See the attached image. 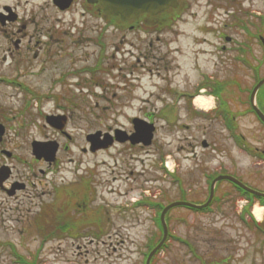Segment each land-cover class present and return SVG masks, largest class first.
I'll list each match as a JSON object with an SVG mask.
<instances>
[{
    "label": "flooded vegetation",
    "instance_id": "obj_1",
    "mask_svg": "<svg viewBox=\"0 0 264 264\" xmlns=\"http://www.w3.org/2000/svg\"><path fill=\"white\" fill-rule=\"evenodd\" d=\"M149 19L153 17L144 14L128 22L93 0H41L39 5H32V0H0V264H51L46 250L62 251L65 239L77 252L81 248L88 252V244L99 243L98 238L135 236L137 230H132L140 222L150 223L146 235L159 232V198L145 202L144 190L138 187L125 191L124 199L106 197L114 189L102 192L103 184L98 190L102 170L85 159L102 152L111 157L113 150L130 151L132 160L141 163L144 154L153 163L162 157L158 128L149 146L136 142L133 135L138 118L156 123L162 119L164 125V117L168 118L164 113L160 116L164 107L144 113L146 108L140 105L137 114L129 116L127 111L134 106V95L142 96L138 91H148L145 69L150 79L156 76L167 82L163 72L169 69L170 59L159 44L163 39L156 36L144 43L128 37L135 30L141 32ZM210 82L218 79L211 76ZM119 92L126 98L117 104ZM99 99L106 104L102 108ZM184 104V123L176 118L179 128L173 124L177 136L173 146L175 154L185 151L184 159L190 160L193 144L186 133L194 128L188 120L194 116L193 121H199L200 145L205 149L202 139L207 138L209 115ZM211 116L219 119L215 113ZM92 135L105 146L92 150ZM181 161L173 165L174 184L184 168ZM182 184L180 180L183 199ZM190 193L205 196L206 186L194 194L189 189ZM195 201L202 203V199ZM195 215L202 214L189 212L177 219L188 223ZM210 247L216 244L210 241ZM220 252L219 258L204 255L205 262L240 264L247 251L241 254L238 247L226 245Z\"/></svg>",
    "mask_w": 264,
    "mask_h": 264
},
{
    "label": "rangeland",
    "instance_id": "obj_2",
    "mask_svg": "<svg viewBox=\"0 0 264 264\" xmlns=\"http://www.w3.org/2000/svg\"><path fill=\"white\" fill-rule=\"evenodd\" d=\"M40 2L41 0H32V5H39ZM246 9L254 10L257 16H264V0H187L180 11L181 18L173 28H167L159 33L163 39L159 44L163 51H167V59L168 57L170 59L169 69H164L163 72L167 75V82L161 83L156 78L159 83L154 85L153 80L146 77L147 69H145L144 89L148 91H138L137 93H141L142 96L135 94L136 99L132 100L134 106H129L127 111L129 116L137 114V107L140 105L146 108L143 110L144 113L152 111L154 107H164V110L160 111V116L164 113L168 118L164 117V125L162 119L157 121L160 127L157 133L159 136L157 148L162 155H170V158L165 157V160L171 161L169 163L171 168L175 161L178 164L179 160H182L184 168L179 169V179L174 184L171 171L165 166V162L160 158L158 162L153 163L144 151V155L140 157V159L143 157V163L139 160L133 161L130 151L119 154L113 150L111 157L105 152L98 153L94 157L88 156L85 159L91 164L97 163L102 170L100 171L102 185L98 190L103 189V184L105 188L102 192H106L108 188L114 189L110 195L105 193L106 197L124 199L125 191L130 192L132 187H138L143 188L144 195L159 198L160 202L167 204L181 195L180 180L183 181L184 191L187 193L192 189L194 194L199 187L205 188L211 174L228 170L229 174L264 191V162H262L264 157L254 158L249 155V151L254 147L264 151V126L258 122L253 113H244L248 107L247 89L254 84L257 72L264 75L263 47L256 37V33H264V27L254 28L250 19L253 11L247 13ZM254 21L256 22L255 19ZM258 22L260 24L263 21L258 20ZM244 23L247 24V29L243 28ZM139 31L140 29L131 32L128 37L140 39L144 43H148L151 37H156ZM226 36H230L232 40L226 42ZM204 38L205 43H203ZM221 44L226 46L225 50L221 49ZM214 45L219 52L216 55H213ZM211 75L219 80L224 79V83L229 85L223 96L228 98L231 107L238 114L237 132L243 134L245 141H241V147L240 142L229 136L224 124L208 120L207 140L211 147L203 149L200 146L203 130L199 121H193L194 116H192L188 122L192 123L194 129L186 133L192 139V158L184 159L185 151L175 154L176 148L173 146V139L177 137L176 130L173 131L175 128L173 124L176 123L173 118L179 116L180 121L184 123L186 114L184 108L186 99L178 97L181 93L189 92V89L197 90L202 81ZM168 84H171L170 87L175 88L178 93L174 92L172 95L173 92L166 88ZM125 96L126 94L119 92L117 101L113 95L111 98L118 104L125 101ZM99 101L101 108L106 105L100 99ZM94 109L102 112V109L97 107ZM167 109L170 113L165 111ZM105 112L109 111L105 110ZM194 152L198 155L196 158L193 156ZM219 186L217 193L221 194L226 202L218 203L220 205L215 206L211 214L191 216L188 223L183 224L182 221L177 220V216L189 212L184 209L172 211L174 214L169 225L171 235L169 245L157 255L155 264H202L199 255L203 257L207 255L208 259L219 258L222 255L220 247L226 245L246 249V256L240 259V264L254 262L264 264L262 262L264 253L263 256L260 253L253 255L251 251L262 244L260 243L262 237L254 228H246L247 225H243L239 220V213L245 205L244 200L231 185L223 182ZM225 192L228 193L227 196ZM204 197L206 196L193 197L191 193L189 194V198L194 201ZM247 209L249 213L245 214L246 218L251 216L252 207L248 206ZM146 214L145 211L144 215ZM148 226H150L148 221L140 222L139 226L136 225L132 230L135 233L137 230L135 236L114 235L111 238L101 239L102 242L88 244V252L84 251L85 248L77 252L76 246L69 239H65L62 251L51 253L46 250L45 258L48 261L52 260L51 264H140L141 253H138L136 243H139L143 252L147 250L149 240L153 237L151 232L148 235L144 233ZM233 237L237 242L228 243L227 241ZM210 241L216 244L215 248L210 247ZM189 243L193 246H189ZM262 247L264 250V245ZM209 252L212 253V257L209 256Z\"/></svg>",
    "mask_w": 264,
    "mask_h": 264
},
{
    "label": "water",
    "instance_id": "obj_3",
    "mask_svg": "<svg viewBox=\"0 0 264 264\" xmlns=\"http://www.w3.org/2000/svg\"><path fill=\"white\" fill-rule=\"evenodd\" d=\"M99 1H101V3L106 7L108 11L114 12L116 14H121L122 16L128 19L136 18L139 16L140 13H143V12H150L152 14H156L171 6L176 7L178 4L177 0H99ZM263 83H264V80L260 81V83L256 86L254 93ZM256 110L259 113V115L262 117V119L264 120V115L258 110L257 107H256ZM225 177L237 182L239 185L245 187L246 189H248L249 191L253 193L264 195V193H259L257 191L247 188L246 186H244L242 183L235 180L231 176H225ZM211 192L213 193V189L211 190ZM164 240H165V237L163 241ZM163 241L160 243V245H158V247L161 246ZM158 247H156V249L153 252H155L158 249Z\"/></svg>",
    "mask_w": 264,
    "mask_h": 264
},
{
    "label": "bare ground",
    "instance_id": "obj_4",
    "mask_svg": "<svg viewBox=\"0 0 264 264\" xmlns=\"http://www.w3.org/2000/svg\"><path fill=\"white\" fill-rule=\"evenodd\" d=\"M195 102L198 104V105H210L212 103V98H208V97H205V96H198L196 99H195ZM254 213L257 215L258 218H261L262 214H263V208L262 207H259V206H256L254 208Z\"/></svg>",
    "mask_w": 264,
    "mask_h": 264
}]
</instances>
